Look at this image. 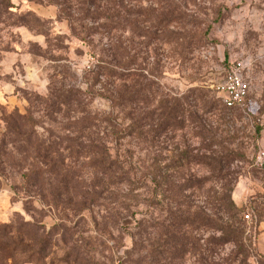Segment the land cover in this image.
<instances>
[{
  "label": "rangeland",
  "instance_id": "rangeland-1",
  "mask_svg": "<svg viewBox=\"0 0 264 264\" xmlns=\"http://www.w3.org/2000/svg\"><path fill=\"white\" fill-rule=\"evenodd\" d=\"M260 154L264 0H0V264H264Z\"/></svg>",
  "mask_w": 264,
  "mask_h": 264
},
{
  "label": "built area",
  "instance_id": "built-area-1",
  "mask_svg": "<svg viewBox=\"0 0 264 264\" xmlns=\"http://www.w3.org/2000/svg\"><path fill=\"white\" fill-rule=\"evenodd\" d=\"M247 66L243 60H228L222 77L213 85V91L219 103L228 110H242L246 106L249 84L246 78ZM264 155L257 157L262 165ZM248 216L245 219L248 220Z\"/></svg>",
  "mask_w": 264,
  "mask_h": 264
},
{
  "label": "trees",
  "instance_id": "trees-1",
  "mask_svg": "<svg viewBox=\"0 0 264 264\" xmlns=\"http://www.w3.org/2000/svg\"><path fill=\"white\" fill-rule=\"evenodd\" d=\"M226 110H228V109H226ZM118 126H120V127H118V130L115 134V137L117 139H120L121 137L122 138L126 137L127 135L124 133L125 130L122 128L121 125H118ZM141 163H142L141 161H139V162L137 161L134 163V164H137L139 166V168L141 169V177H140V180L142 183L141 185H145L144 187L147 188L148 184H153L154 188H155L157 183H156V173L154 172V166H152V165L144 166V165H141ZM128 165L130 166V168L133 167V163L131 161ZM134 170H136V169H134ZM135 176H136V174H135ZM152 201H153L152 198L147 201L148 206H150V204L153 203ZM227 232L229 233L230 236H232V238L237 237V235L239 234V226H235V224L230 223L227 227Z\"/></svg>",
  "mask_w": 264,
  "mask_h": 264
}]
</instances>
